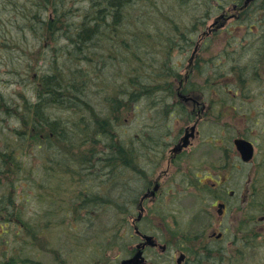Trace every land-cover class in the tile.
Instances as JSON below:
<instances>
[{
  "label": "rangeland",
  "instance_id": "obj_1",
  "mask_svg": "<svg viewBox=\"0 0 264 264\" xmlns=\"http://www.w3.org/2000/svg\"><path fill=\"white\" fill-rule=\"evenodd\" d=\"M126 1L132 5L128 13L133 17L124 20V31L108 24L77 46L66 45L72 40L77 22L84 29L89 19L112 8L111 4ZM217 1L228 5L237 0H0V264H117L131 254L138 238L128 223L129 214L137 215L134 203L143 184L139 173L141 161L145 163L142 135L149 132L166 136L167 129L175 134L183 123L176 115L163 117L166 100L178 97L167 83L174 80L177 85L181 77L184 79L191 52L187 36H194L195 24V33H200L199 20L208 19L206 12H213L212 5ZM246 3L250 16L228 21L226 28L217 32L218 41H211L207 48L210 65L230 71L229 81L232 69L238 68L237 75L246 77L249 73L252 81L263 82L264 47L259 44L264 39V0ZM250 3L255 6L252 8ZM56 15L59 23L52 22ZM64 21L66 25L61 28ZM137 27L145 29L150 38L138 42L136 50L124 52L126 43L121 41L130 40L136 33L131 30ZM64 28L72 33L70 38L65 37ZM223 37L243 45L235 51L226 46L224 51ZM167 65L180 77L173 78L168 69L160 71ZM43 80L59 84L55 93H60L62 103L52 102L45 120L59 118L62 132L40 140V134L42 138L48 134V126L47 133H36L31 121L37 118L33 106L39 91L42 97L47 95ZM215 92L214 97L221 94ZM233 92L226 90L221 95L223 102L226 100L229 107L241 104L253 109L254 117L243 110L240 116L227 113L219 120L210 119L205 127L217 140L206 146L207 156L200 152L203 160L197 151L188 155V162L198 161L187 171L189 174L218 157L232 160V138L239 127L242 131L241 125L245 124L247 133L253 127L260 131L264 125V88H247L236 99ZM127 93L124 102L119 100ZM258 110L261 113H256ZM110 113L119 114V118L104 124L97 120L109 118ZM257 117L260 124L255 127L252 119ZM120 138L123 144H134V154H123L114 161L104 144ZM148 150L150 166L149 159H156L160 153L154 155ZM237 166L239 170H230L233 173L229 183L224 181V187L236 190V194L241 191L244 205L238 226L242 224V231L250 233L249 239L237 248L235 244L227 247L238 231L235 214L227 212L222 220L224 227H219L221 231L227 228L220 242L227 247L221 251L223 256L220 251H212L202 258L207 261L197 264H264V218L260 219L264 205L255 203L258 199L264 204V152L257 150L250 163ZM178 183L172 182L176 193L160 199L151 219L159 231L154 234L158 241L170 246L164 255H155L156 264H173L172 246L190 242L182 238L192 239L196 230L218 217L212 209L211 214L202 210L209 209V200L203 203L197 191L177 193L182 187ZM205 189L215 191L209 185ZM91 199L97 202L91 204ZM212 245L218 244L212 241ZM148 252L153 257L154 253ZM187 252L192 258L196 256L189 249Z\"/></svg>",
  "mask_w": 264,
  "mask_h": 264
},
{
  "label": "flooded vegetation",
  "instance_id": "obj_2",
  "mask_svg": "<svg viewBox=\"0 0 264 264\" xmlns=\"http://www.w3.org/2000/svg\"><path fill=\"white\" fill-rule=\"evenodd\" d=\"M246 1H232L228 5L224 2L217 1L216 4L212 5V7H214L213 12L210 11V9L209 13L206 12V17H208V19L206 20L205 18L202 21L199 20V24H202L200 33H195L198 31L195 30L198 28V25L195 24V27H193L194 36L191 35L192 40L189 46L191 48V52L187 65V82L184 84L179 81L177 85L173 84L175 86L172 89L178 97H172L166 100V103L171 104L169 111H167V113L169 112L168 116L173 117L176 115L175 118L178 119V122L183 121V123L175 134H171V131L167 129L165 132L166 136H161L159 134L152 136L149 132L142 135L141 143H143L144 147V155H142V157L145 163L141 161L139 173L143 184L141 185V190L138 195L139 198L136 199L134 203L136 204L137 215L132 216L129 214L128 224L132 227L134 234L138 238L137 243L142 240L141 234L152 235L154 238L153 244H147L143 248V259L139 264H156L157 260L155 259V255L157 254L158 257H160V255H164L169 251L170 246L167 242L161 243L154 235L159 231H157V227L151 223V219L154 217L156 205L161 203L160 199L162 197H171L176 193L172 184V182L175 181L182 184V187H179L177 193H190L197 191L196 193L201 196L200 200L203 203L206 202V200H209V209L203 208L202 210L205 213L211 214L212 212L210 209H212L213 211H216L218 217H216L215 221H213V219H209L202 229L195 231V235H189L192 239L181 236L184 238H182V240H189L190 242H186V244L179 242L178 244H174L172 246L173 248L170 258L171 261H173V264H197L202 260L207 261L208 259H202L204 257H208L206 254L212 253V251L213 253L216 252L214 254H217V251L221 252L223 248L233 247L234 244L237 248V244L243 245L244 239L245 241L249 239L250 233L248 231H242V224L238 226V222H242V219L240 218L244 205V198L241 191H239V194H236V190H227L228 187H224V181L225 183H229L230 175L233 173L230 170H239V166H237V164L242 167L244 163L234 144L235 138H246L252 142L256 153L259 149L264 152V125L261 126L260 131L255 130L252 126V130H248V133L246 132L245 124L241 125L242 131L239 130V127L237 130L239 133H236L232 138L234 151V157L232 160H218V157V159L212 162L209 160V162L204 164V166L203 164L200 165L198 170H195L192 175L187 172L190 168H192V165H194L196 161L194 159H190L188 162V155L197 151L199 153L202 152L203 155L207 156L209 149L206 146L210 147L212 145V141L216 142L217 140V137L215 138V134L214 136L208 134L209 130L205 127L209 125L210 119L219 120L227 113L238 114L240 116L242 115L241 111L243 112V110L246 115L251 118L254 117L252 113L253 109H246L241 104H238L239 106L236 105L234 107H229L226 100L225 103L223 102L224 97L221 95L226 94V90H234L232 95L236 99L239 96L238 93L240 92V94H243V90L247 88L257 87L263 89L264 81L259 82L258 79L252 81L250 79L251 74L249 73H246V77L241 73L237 75L238 68H236V70L232 69L233 71H231V77L233 78V81H231V77L229 81L228 74L230 71L222 69V67L211 66L210 56L207 50L211 41H218L216 40L217 32L219 29H225V25L228 21L233 22L239 18L243 19V17L247 16V14L250 16L249 11H247L246 8L249 3H246ZM255 3L257 4L256 1ZM250 4L252 7V3ZM254 6L255 5H253V7ZM250 13L254 14L252 11H250ZM234 28H236V26H234ZM232 31H234L233 28L230 32ZM249 31H251V29H249ZM233 35L230 36L232 37ZM234 40L235 41L231 43L226 37H223V40L221 41V43L224 44H222L224 46L223 50L226 51V48L228 47V50L235 51L237 50V47H241L243 45L242 42L238 43L236 39ZM249 42H251V40L248 38L247 43ZM260 42L263 43L259 45L264 47V39ZM220 65L223 66V63H220ZM232 67L234 68L235 66ZM223 68L227 67L223 66ZM215 91H218V93L221 94H219L218 97H214L216 94ZM260 111L261 110H258L256 113H259ZM252 120L256 125L255 127L260 124L258 117ZM167 127L170 128L169 125ZM243 130L246 133H243ZM169 134L170 136H168ZM220 137L222 136L220 135ZM218 142L221 144L222 139H219ZM147 150L150 151V153H154V155L158 154V152L160 153V156L156 159H149L150 166L147 165ZM200 156L201 160H203L201 153ZM208 185L215 189V191H207L205 187ZM236 186H238V183H236ZM227 212L230 215L235 214L234 219L238 231L233 233L232 239L226 247L220 242L222 241L224 231L227 228L225 227L223 231H221L219 227H224L222 220ZM261 218H264V215H261L260 219ZM261 220L264 221V219ZM141 221L142 223L144 222V224H142L144 228L140 225ZM136 230H138L141 234L136 233ZM1 233L2 231H0V235ZM192 240L193 242H191ZM212 241H216L218 245H212ZM188 249L190 250V253L192 252V254H196L194 258L190 257L189 252H187ZM201 250L203 251L200 252ZM131 251L132 252L128 257L132 256L136 252L135 245L131 247ZM148 251L154 253L153 257H149L147 255L149 253ZM197 255H199V258ZM221 256H223L222 252ZM207 263L212 264L211 262Z\"/></svg>",
  "mask_w": 264,
  "mask_h": 264
},
{
  "label": "bare ground",
  "instance_id": "obj_3",
  "mask_svg": "<svg viewBox=\"0 0 264 264\" xmlns=\"http://www.w3.org/2000/svg\"><path fill=\"white\" fill-rule=\"evenodd\" d=\"M260 5H258V8L261 10L262 7H260ZM129 6H132V5H128V1H126V3H124V4L122 2L118 3V7H116V8H106L105 12L101 13L97 17H94L92 19H89L87 22H90V23L87 26L85 25V28L84 29H80L81 22H77V24L75 26L76 31H75V33L73 35L70 32L66 33V28H64L63 29V31H64L63 33H64V35H65L66 38L69 37V36H71V35L73 36L72 37V40L70 39L71 41L68 44H66V45H68L70 47L71 46L72 47L73 46H77L80 41L87 40L86 39V36L87 37H91L96 30H98V29H100L103 26L108 25V24H113L115 26V28L119 29L120 32L124 31V30H121V28L125 26L124 20H126V19L129 20V17H133L130 13H128L130 11V7ZM23 10H24V8H23ZM99 10L100 9L96 10V12L99 11ZM251 11L254 12V10H251ZM24 12H25V10H24ZM25 14H26V12H25ZM19 15L20 16H23V12L19 11ZM33 15H34V12L33 13H30V16L33 17ZM138 15H140V14H136L134 16H138ZM29 20H34V19L33 18H29ZM100 20H103V21L98 22ZM59 21H60V19L58 18L57 15L54 17V19H52V22L53 23L54 22L59 23ZM87 22H85V23H87ZM50 25H53V24H50ZM65 25H66V22L64 21L60 25V27L63 28ZM41 27H43V26H41ZM53 29L54 28L51 26V30H53ZM29 30H35V29L33 27H29ZM132 32H136V33L134 34V36H132L130 38V40H123V41H121V43H126L125 49L123 48V51L124 52L125 51L126 52L127 51H130V50H132V51L133 50H136L138 48V46H139L138 45V42L141 43L143 39H146L147 40V38H150V35L149 34L148 35L146 34L147 31L145 29H144V31H141V28L140 27H137L136 29L131 30V33ZM181 37L182 38H186V36H184V35H181ZM98 39H100V38H98ZM106 40H108V39H104L103 41L106 42ZM187 40L188 41H191L192 40V38H191L190 35L187 36ZM129 44H131L132 46H130ZM106 48H108V43H106ZM170 67L171 66L167 65L165 68H162L160 71H164V70L168 69L169 70L168 73H171L172 74L174 71H173V68L172 67L170 68ZM166 82L167 81H165L164 83H166ZM180 82H183L184 84L187 82V71H186V75H185L184 79H182V77H181ZM173 84H174V81L173 82H170V83L168 82L167 83L168 88H170V87H171V89L174 88L175 85H173ZM51 96H52L51 94L50 95L47 94L45 97L38 99V103H39V114L43 117L44 121L51 122L52 124L56 123V124L59 125L60 122L57 120L59 118H51V119H48L47 118L48 121L45 120V118L48 117V115H49V109H48V107H49V105L52 104V102H50V100H53L54 102H60V103L62 102V98L59 97L61 99V100H59L56 97L53 98ZM127 96L129 97V94L128 93L127 94H124L123 96H120L119 97V100H122L124 102V100L127 99ZM43 101H45L47 104L45 105L43 103ZM42 106H44L45 109L42 108ZM164 106H165V110L164 109L162 110L163 117L169 118V116L167 115L168 114L167 111H169V108H170L171 104L170 103H166V104H164ZM108 117L109 118H107V119H105V118L98 119L97 118V120H99L100 122H103V123L109 122V121L118 119L119 118V114H114V113L111 114L110 113V115ZM94 120H96V119H94ZM111 135H113V134H111ZM129 142L130 141H128V142L125 141V144H127V143L128 144L127 145H124L123 144L124 141L121 142V138H120L119 141L110 140L109 142H107V144H104V147L106 149H108L109 151H111L110 153H116L118 151V148L117 147H120L124 151V153H125L126 156H130L131 157L132 152L134 150V146H133L134 144H131ZM119 144H121L122 146H119ZM60 152L61 151L59 150L57 154L60 155ZM133 154H134V152H133ZM51 159H53V158H51ZM75 168H77V165L73 166V169H75Z\"/></svg>",
  "mask_w": 264,
  "mask_h": 264
},
{
  "label": "trees",
  "instance_id": "obj_4",
  "mask_svg": "<svg viewBox=\"0 0 264 264\" xmlns=\"http://www.w3.org/2000/svg\"><path fill=\"white\" fill-rule=\"evenodd\" d=\"M111 7L112 8H116V7H118V3H113V4H111ZM167 73H168V71H167ZM172 75H173V78H175V77H180V74L179 73H177L176 75H175V73L173 72L172 73ZM51 79V78H50ZM49 80V79H48ZM48 80H46V82L43 80L42 81V84L45 82V84H46V90L44 91L46 94H51L52 96L51 97H53V98H57V99H59V100H61L60 98H59V95H60V93H57L58 92V87H59V84L58 83H54V82H48ZM174 81V80H173ZM173 81H171V82H173ZM55 90L57 91L56 93H55ZM38 96H39V98H43L42 97V95L40 94V91H39V93H38ZM45 97V96H44ZM50 97V96H49ZM51 102H54L53 100H51ZM62 103V102H61ZM25 106V105H24ZM33 108H34V113H35V116L37 117L35 120H32L31 122H32V129H34L35 130V132L36 133H42V132H44V133H47V132H45L46 130H47V128H46V126H48V129H49V132H48V134L47 135H44V137L42 138L41 136H43L42 134H40L39 135V138H40V140H43V139H45V138H48V137H50V135H57L58 134V136L61 134V132L62 131H60L61 129H60V127H59V125L58 126H56V123H54V124H52L51 122L50 123H48V122H46V121H44V119H43V117L39 114V103H38V101L34 104V106H33ZM101 123H103V122H101ZM106 123H108V122H106ZM104 124V123H103ZM102 124V127H103V129H104V125ZM113 125V124H112ZM111 135V134H110ZM111 137V136H110ZM42 138V139H41ZM125 145V144H124ZM119 146H122L121 144H119ZM118 148V151L116 152V153H112L113 155H114V161H116V159H118V161H119V158H123L122 156H123V154L125 155V153H124V151L120 148V147H117ZM106 149V148H105ZM108 150V149H107ZM109 152V151H108ZM13 153H14V151L12 150L11 151V154L13 155ZM54 160V162H55V159H53ZM56 164H58V163H56ZM56 164H54V166L56 165ZM18 168V166H16V168H15V170ZM48 169V168H47ZM89 195V194H88ZM258 200V199H257ZM257 200H255L256 202V204H261V206L262 205H264V204H262V203H260V202H257ZM89 201H91V204H94V203H96L97 201L95 200V199H91V200H89ZM252 205H254V203H252Z\"/></svg>",
  "mask_w": 264,
  "mask_h": 264
},
{
  "label": "water",
  "instance_id": "obj_5",
  "mask_svg": "<svg viewBox=\"0 0 264 264\" xmlns=\"http://www.w3.org/2000/svg\"><path fill=\"white\" fill-rule=\"evenodd\" d=\"M234 143L236 145V148L241 153V156L243 160H249L251 159L253 155V146L251 142L248 140H245L243 138H236L234 140ZM145 240L143 243L138 244V251L133 255V257L122 260L119 264H139L142 261V248L146 244H153L152 236L150 235H143L142 236Z\"/></svg>",
  "mask_w": 264,
  "mask_h": 264
}]
</instances>
